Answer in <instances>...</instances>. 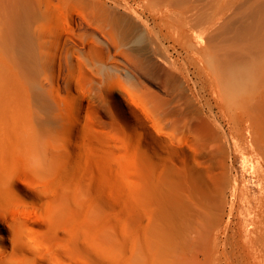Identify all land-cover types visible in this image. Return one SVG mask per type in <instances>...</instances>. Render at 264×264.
<instances>
[{
    "label": "rangeland",
    "instance_id": "1",
    "mask_svg": "<svg viewBox=\"0 0 264 264\" xmlns=\"http://www.w3.org/2000/svg\"><path fill=\"white\" fill-rule=\"evenodd\" d=\"M256 101L264 0H0V264H143L146 233L151 261L191 182L220 241L199 264H251Z\"/></svg>",
    "mask_w": 264,
    "mask_h": 264
},
{
    "label": "bare ground",
    "instance_id": "2",
    "mask_svg": "<svg viewBox=\"0 0 264 264\" xmlns=\"http://www.w3.org/2000/svg\"><path fill=\"white\" fill-rule=\"evenodd\" d=\"M10 43H12V41ZM17 49L18 48L16 46V50ZM10 50H14V46H13V49L10 48ZM10 52H11L10 54H12V51ZM12 55H15V54H12ZM12 61L15 62V60H12ZM260 103H257L259 104L258 107L263 108L264 103L263 104L261 103L262 105ZM260 111L261 113H264L263 110H260ZM256 116H257V119L259 118V120L263 118L261 122L264 121V117L260 118L258 117V115ZM259 120L257 122H259ZM257 122L255 123L257 124ZM256 124H253L254 127H257ZM187 188H188V195L190 198V202L187 204V207H185V209L184 207H182L183 203L181 200V196L176 190H174V193H172L170 202L167 203V206H168L167 211H165L160 201V204L157 208V213H156L155 222H154V232H153L154 239H153L152 258H151V261H149L147 257L148 256L147 254L148 238H147V233H146L145 246L143 248L144 249L143 264H199L198 260L201 259V258L199 259L200 254L205 255L203 256L205 258L215 253V252L212 253L210 251L211 249L214 248V247H211V243L212 244L217 243L216 248H218V244H220L219 243L220 241L213 242V239H215V236H213L215 235L213 234L214 225H213V220L209 214V211H210L209 205H207L206 203L210 195L209 187H207L205 192L202 193L201 192L202 187L199 186L197 183L195 186L193 182H191L189 184V187ZM199 196L201 197V199ZM261 203H262L263 212H264V197L262 198ZM250 227L252 229L249 231V234L246 238V242L250 246L251 252H252L251 253L249 251V255L252 254V257H253L251 264H253V262L254 264H264V218L260 219V217H258L257 219L253 220L252 223L250 224ZM209 252H211V254H209ZM213 258H212L213 262L219 259L218 257L215 260ZM203 262L201 261V263ZM216 263H213V264H216Z\"/></svg>",
    "mask_w": 264,
    "mask_h": 264
}]
</instances>
